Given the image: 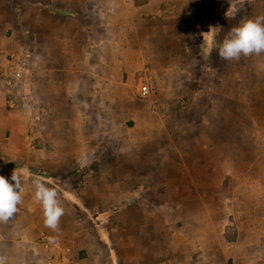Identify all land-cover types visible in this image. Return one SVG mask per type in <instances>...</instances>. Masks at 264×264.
Instances as JSON below:
<instances>
[{
  "label": "crops",
  "instance_id": "crops-1",
  "mask_svg": "<svg viewBox=\"0 0 264 264\" xmlns=\"http://www.w3.org/2000/svg\"><path fill=\"white\" fill-rule=\"evenodd\" d=\"M257 1L248 5L246 19L255 18L251 13ZM203 4L197 0H0V14L8 16L0 21V32L6 34L0 41V175L8 178L16 170L23 187L18 211L0 221V264H99L92 258L95 246L101 245L94 221L74 200L64 197L61 183L63 160L71 162L68 171H72L78 154H28L20 142L29 132L32 138L44 137L52 124L47 119L56 120L54 112L62 104L78 108L87 126L96 121L97 107L106 112L107 121L120 96L128 92V82L146 69L151 80H165L174 98L205 94L194 81L214 66L203 62L197 74L191 56L192 30H197L191 16L200 14ZM4 53H21L31 64L26 109H6ZM243 58L249 122L258 128L264 125V116L260 121L257 113L264 115V53ZM238 60H230L234 83L240 76ZM176 77L182 81L174 88ZM157 84L153 85L160 93ZM155 104L159 109L160 103ZM136 128H129L128 134ZM54 136L46 138L54 140ZM143 140L134 136L123 142L142 145ZM175 154L168 151L165 168L159 166L158 151L131 154V159L116 156L123 161L134 156L142 168L137 174L144 192L153 190L160 174H170L166 189L182 191V203L177 205L192 208L182 230L152 231L141 237L149 240L146 248L139 247L138 236L130 250L122 246L120 264H146L148 259L150 264H264V154H230L228 167L222 154H198L196 168L181 164ZM33 180L58 194L64 214L56 230L45 224ZM225 183L229 194L224 192ZM160 239H165L166 248L159 246Z\"/></svg>",
  "mask_w": 264,
  "mask_h": 264
},
{
  "label": "rangeland",
  "instance_id": "rangeland-1",
  "mask_svg": "<svg viewBox=\"0 0 264 264\" xmlns=\"http://www.w3.org/2000/svg\"><path fill=\"white\" fill-rule=\"evenodd\" d=\"M199 1L204 3L200 12L197 11L200 14L191 16L192 23L197 26V30H192L191 56L195 61L197 74L198 66L201 67L203 62L214 66L211 73L203 77L200 75L201 78L194 81L196 87L202 86L205 94L200 92L193 98L190 95L174 98L168 93L165 80L149 78L148 81L152 84L162 86L157 84L160 93L156 92L152 98L144 99L138 94L139 77L144 75L142 74L128 82L127 95L120 96L119 106L111 112L112 116L107 121L106 112L97 107L93 117L96 121L87 126L81 119L82 112L78 108L71 109L67 104H62L54 112L58 118L47 119L52 124L48 127V133H43L44 137L32 138L29 132L20 142L28 154H78L79 158L72 171H68L71 162L67 164L63 160L61 183L64 197L74 200L78 209L94 221L96 237H99L101 244L96 245L92 253L96 263L120 264V248L126 246L130 250L135 243L134 237L138 236L140 248H146L149 240L141 237H147L146 234L152 231L173 233L175 230H182L184 218L192 213V208L177 205L182 203V191L166 189L170 174H160L153 190L144 192L138 184L140 176L137 173L142 171L141 165L136 163L134 156L131 161H123L116 158L118 154L131 159V154L158 151L161 154L160 168L169 165L168 151L179 154L177 161L190 168H196L199 164L196 162L198 154H210L211 157L222 154L224 167L231 165L230 154H264V125L253 127L248 117L246 58H243L246 56L242 55L238 60L240 76L234 83L231 79L230 60H225L218 54L219 42L247 20V7L252 0H197ZM251 15L264 16V0L256 2ZM7 17L6 14H0V21H7ZM5 35L4 31L0 32V41ZM22 37L19 35L20 41ZM3 55L5 58H18L28 64L26 81L30 84L32 68L26 56L21 53ZM3 68L4 66L1 75L5 76ZM172 81L171 85L175 88L182 80L176 77ZM4 84L7 89L6 109L15 111L7 103L9 86L6 84V77ZM31 88L33 89V85ZM156 100L160 103L159 109L154 106ZM237 107L238 126H235ZM37 108L38 105L35 106L36 112ZM257 113L262 121V111ZM71 123L74 126H69ZM135 125L137 131L130 136L128 129ZM49 134L50 137L54 134L55 139L47 140L46 135ZM91 135L93 137H89ZM134 136L142 140L144 138L142 145L123 142L125 137ZM224 188L225 194H229L226 183ZM150 194H153L152 199ZM167 203L176 205L168 206ZM163 242L165 239H160L159 246L166 248ZM150 262L148 259L145 263Z\"/></svg>",
  "mask_w": 264,
  "mask_h": 264
},
{
  "label": "clouds",
  "instance_id": "clouds-1",
  "mask_svg": "<svg viewBox=\"0 0 264 264\" xmlns=\"http://www.w3.org/2000/svg\"><path fill=\"white\" fill-rule=\"evenodd\" d=\"M264 53V16L245 20L222 41L218 54L225 60H238L242 55ZM36 198L45 212V224L56 230L64 209L57 192L40 180H33ZM23 191L20 175L14 170L10 177L0 175V221H7L18 211Z\"/></svg>",
  "mask_w": 264,
  "mask_h": 264
},
{
  "label": "built area",
  "instance_id": "built-area-1",
  "mask_svg": "<svg viewBox=\"0 0 264 264\" xmlns=\"http://www.w3.org/2000/svg\"><path fill=\"white\" fill-rule=\"evenodd\" d=\"M9 57V58H8ZM4 62V74L6 84L9 86L7 103L12 109H26L29 105L30 94L27 92L26 76L28 72V64L21 62L20 59L8 56ZM144 75L139 77L138 94L140 97L147 99L152 98L156 94V88L148 81L150 78L149 70L143 72ZM30 97V98H29Z\"/></svg>",
  "mask_w": 264,
  "mask_h": 264
}]
</instances>
